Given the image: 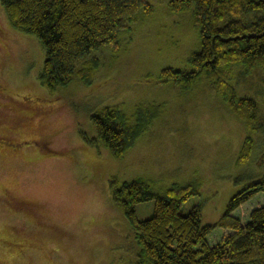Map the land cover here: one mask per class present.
<instances>
[{
	"label": "rangeland",
	"instance_id": "374dc122",
	"mask_svg": "<svg viewBox=\"0 0 264 264\" xmlns=\"http://www.w3.org/2000/svg\"><path fill=\"white\" fill-rule=\"evenodd\" d=\"M150 1L153 11L124 38L128 47L101 52L92 84L75 78L56 90L40 82L42 43L15 29L0 3V263L136 264L139 246L113 200L112 178L198 180L201 191L185 202L183 212L201 204L203 222L213 223L249 175L261 174L264 135L253 133V156L237 167L249 131L215 89L204 81L191 89L160 83L165 67L191 68L199 29L189 14L170 13L169 0ZM238 90L257 96L264 112L263 70L242 76ZM146 99L163 101L162 112L125 157L116 158L100 139L95 145L82 137L81 130L98 137L90 114L102 105ZM261 204L264 192L235 214L246 222ZM154 206L155 200L139 202V219L151 217ZM229 232L216 227L209 241ZM12 240L34 246L19 253L9 247Z\"/></svg>",
	"mask_w": 264,
	"mask_h": 264
},
{
	"label": "trees",
	"instance_id": "16d2710c",
	"mask_svg": "<svg viewBox=\"0 0 264 264\" xmlns=\"http://www.w3.org/2000/svg\"><path fill=\"white\" fill-rule=\"evenodd\" d=\"M0 3L15 29L35 35L42 43L45 59L40 82L53 90L70 85L75 78L92 84L102 64L101 52L106 48L115 51L124 43L128 47L124 38L133 25L153 11L150 0ZM168 11L189 14L199 29L200 41L189 57L191 68L165 67L160 83L191 89L204 81L215 89L230 112L248 128L235 161L237 167L244 166L257 146L253 133L264 135L260 100L238 90L242 76L257 69L264 71V0H169ZM148 101L102 105L90 114L98 137L81 130L82 137L95 145L100 139L116 158L125 157L162 112L163 101ZM259 159L261 174L249 175L213 223L203 222L201 204L183 212L185 202L201 191L198 180L163 184L146 176L122 181L112 178L113 200L131 223L139 246L136 264H264V204L255 207L246 222L235 214L243 203L264 192V150ZM148 200H155L154 213L139 219L137 204ZM216 227L230 232L211 244L209 235ZM33 246L28 242L9 245L19 253Z\"/></svg>",
	"mask_w": 264,
	"mask_h": 264
},
{
	"label": "flooded vegetation",
	"instance_id": "af4514ba",
	"mask_svg": "<svg viewBox=\"0 0 264 264\" xmlns=\"http://www.w3.org/2000/svg\"><path fill=\"white\" fill-rule=\"evenodd\" d=\"M16 245H19V242L12 240ZM2 264V263H0Z\"/></svg>",
	"mask_w": 264,
	"mask_h": 264
}]
</instances>
